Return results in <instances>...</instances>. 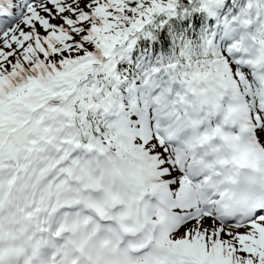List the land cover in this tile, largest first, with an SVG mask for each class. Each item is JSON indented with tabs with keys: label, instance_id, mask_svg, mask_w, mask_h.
Segmentation results:
<instances>
[{
	"label": "snow or ice",
	"instance_id": "snow-or-ice-1",
	"mask_svg": "<svg viewBox=\"0 0 264 264\" xmlns=\"http://www.w3.org/2000/svg\"><path fill=\"white\" fill-rule=\"evenodd\" d=\"M0 264H264V0H0Z\"/></svg>",
	"mask_w": 264,
	"mask_h": 264
}]
</instances>
